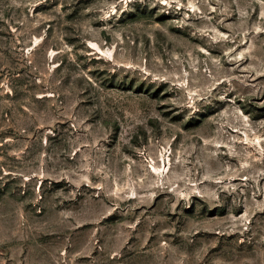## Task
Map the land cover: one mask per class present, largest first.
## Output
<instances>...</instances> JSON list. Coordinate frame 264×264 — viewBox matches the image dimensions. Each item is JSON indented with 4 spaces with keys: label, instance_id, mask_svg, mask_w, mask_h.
I'll return each instance as SVG.
<instances>
[{
    "label": "rangeland",
    "instance_id": "374dc122",
    "mask_svg": "<svg viewBox=\"0 0 264 264\" xmlns=\"http://www.w3.org/2000/svg\"><path fill=\"white\" fill-rule=\"evenodd\" d=\"M0 264H264V0H0Z\"/></svg>",
    "mask_w": 264,
    "mask_h": 264
}]
</instances>
